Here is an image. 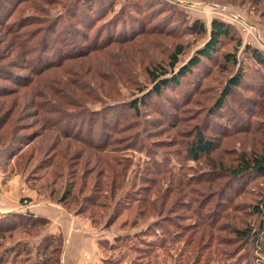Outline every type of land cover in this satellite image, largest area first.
<instances>
[{
	"label": "rangeland",
	"instance_id": "1",
	"mask_svg": "<svg viewBox=\"0 0 264 264\" xmlns=\"http://www.w3.org/2000/svg\"><path fill=\"white\" fill-rule=\"evenodd\" d=\"M17 1L0 14V87L8 90L0 97L1 195L55 204L56 219L67 211L104 232L95 264H264V251L236 235L259 229L253 207L264 199V177L234 182L210 170L234 166L244 152L264 154V65L252 56L264 55V0ZM214 20L234 29L218 64L205 60L136 114L130 104L156 83L150 70L179 71L208 43ZM244 69L262 88L240 90L233 115L212 114L227 80ZM198 126L214 150L195 161L187 146ZM13 219L0 221L17 224L0 229V264H42L40 244L57 235L61 259L65 238L51 222Z\"/></svg>",
	"mask_w": 264,
	"mask_h": 264
},
{
	"label": "trees",
	"instance_id": "2",
	"mask_svg": "<svg viewBox=\"0 0 264 264\" xmlns=\"http://www.w3.org/2000/svg\"><path fill=\"white\" fill-rule=\"evenodd\" d=\"M17 4H18V1L16 2V0H6V2L2 6L3 8L0 7L1 9L0 14L3 15L5 13V12H2V10L3 11H6L8 9L14 10ZM192 28L193 30L197 31L200 34L206 32L205 26L200 22H196V24L192 26ZM52 30L53 32H56V29L53 27V25H52ZM233 31H234L233 26H231L230 24L220 21V20H214L211 26L210 39L208 43L205 45V47L202 50H199L196 56H194L185 66H183L175 74H172L170 78L164 77L165 75L168 74V71H169L167 67L157 65L154 69H151L149 72L151 79L152 81H156V83L154 84V87L149 91V93H146L144 97L138 98L132 101V103L130 104V107L135 111L136 114H139L141 106H144V107L147 106L149 102L148 101L149 97H151L152 95L156 97L162 96L165 94L166 89L171 88V86L176 87V88L180 87L182 84L181 80L185 78L187 75L191 74L194 68L200 67V65L205 60H209L214 64H218L215 56H216V53H218L219 44L220 42H223L224 40H227L233 37ZM182 53H183V49L179 47L173 54H171L170 62H169V67L171 68V70H173L178 64L179 55ZM252 56L253 58L257 59L258 61H260V63L264 65V55L263 54L255 50L254 52H252ZM225 61L228 64L230 63L236 64L238 62L236 60L235 53L226 54ZM223 68L224 70L228 72L230 70V67L228 66L223 65ZM8 73H10V76H7V77L9 79H13V75L15 73L13 74L11 73V71ZM255 85H256V78L254 75H251L249 71L246 72V70L244 69L242 71L240 70L239 72H235V74H233L227 80V84L221 96L218 98L217 102L212 108L211 113L221 116L222 113H226L225 111L229 112L228 110L230 109L228 106L231 103H235L234 106L236 104H239L238 101L241 95L238 92L240 90L249 89V88L259 90L260 88H262L260 84L257 86ZM6 91L8 90L0 87V97L5 95ZM232 110H230V112H232L231 114L233 115L234 112ZM251 110L252 109L249 106V107H246L245 111H251ZM101 118L103 119L104 116L102 115ZM229 118L231 117L229 116ZM230 123H233V121H230ZM57 125L59 126V124ZM215 126L213 125V128L215 129L218 128L217 126L216 127ZM222 132L223 133L230 132V130H228L227 128L225 129L223 128ZM91 144L89 145L90 148L92 149L94 148L96 150L100 149V152L105 151L104 149L105 146H101V145L94 146L95 145L94 143H91ZM213 150H214V142L208 137H206L201 127L198 126V128L196 129L195 138L187 146L188 155H190L193 160L200 161L202 156H210L211 153H213ZM210 170L212 172L219 170L220 173L224 175H228L234 182L242 181L244 178H247V177H253V176H263L264 177V154H258L257 152H251V153L244 152L238 156L236 164L234 166L225 167L224 164L215 165L212 163V165H210ZM72 192H73V187H71L70 185L69 187H67L65 191V195L62 198V200H60V202H64L69 197H71ZM253 212L260 217L259 229L257 231L253 230L252 227L239 229V230H236V235L238 236V238L244 239L245 241H250L252 243L254 242L253 244H255V247L257 249L264 251V199L260 201V204H257L256 206L253 207ZM9 215H11V217L4 218L6 220H3V221H9V220L15 221L13 218H19V219L23 218L25 221L28 217H30L27 220H30L32 225L33 224L35 225L37 223H41V224H46L48 222L50 223V221L45 217L33 216L29 213H25V214L10 213ZM0 221L3 222L2 220ZM16 225H17L16 223L10 224L4 228L0 227V229L11 230ZM110 226L111 225H108L107 228ZM156 228H159V227L156 226ZM63 244L64 242H63L61 235L45 237L38 248V252L41 255H43V258L41 260L42 264H50L51 262H53L54 257H52V255L56 256V254H58L56 258V264H59L60 263L59 255L62 253Z\"/></svg>",
	"mask_w": 264,
	"mask_h": 264
},
{
	"label": "crops",
	"instance_id": "3",
	"mask_svg": "<svg viewBox=\"0 0 264 264\" xmlns=\"http://www.w3.org/2000/svg\"><path fill=\"white\" fill-rule=\"evenodd\" d=\"M27 204L12 203L1 195L0 188V214L8 213H33L50 220L52 233H62L65 238V246L60 264H95L100 257L99 246L104 232L98 231L92 225L83 221L77 215L65 211L58 219V206L49 202L25 201ZM99 256V257H98Z\"/></svg>",
	"mask_w": 264,
	"mask_h": 264
}]
</instances>
